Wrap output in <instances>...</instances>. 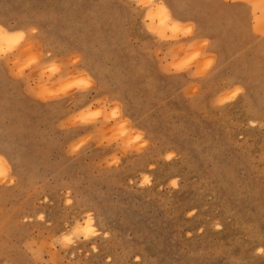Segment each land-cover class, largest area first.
I'll return each mask as SVG.
<instances>
[{"label": "rangeland", "instance_id": "1", "mask_svg": "<svg viewBox=\"0 0 264 264\" xmlns=\"http://www.w3.org/2000/svg\"><path fill=\"white\" fill-rule=\"evenodd\" d=\"M1 27L0 264H264V0H0Z\"/></svg>", "mask_w": 264, "mask_h": 264}, {"label": "bare ground", "instance_id": "2", "mask_svg": "<svg viewBox=\"0 0 264 264\" xmlns=\"http://www.w3.org/2000/svg\"><path fill=\"white\" fill-rule=\"evenodd\" d=\"M165 7V6H164ZM162 7V10L164 11V13H166V14H168L169 12H168V10H167V8L165 7ZM7 32L6 31H4L3 30V28L1 27L0 28V36L1 35H7L6 34ZM93 220H92V218L91 217H89L88 219H86V221H85V223H84V225L86 226V228H84V232H87V231H89V229L88 228H92L93 227V225H92V222ZM92 225V226H91ZM82 231H83V229H80V225H79V227H76L75 228V234H80V233H82ZM83 232V233H84ZM77 235V236H78ZM65 237H66V235H65Z\"/></svg>", "mask_w": 264, "mask_h": 264}]
</instances>
